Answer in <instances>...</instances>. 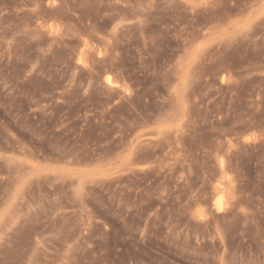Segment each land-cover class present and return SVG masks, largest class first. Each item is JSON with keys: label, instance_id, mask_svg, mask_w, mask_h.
<instances>
[{"label": "rangeland", "instance_id": "1", "mask_svg": "<svg viewBox=\"0 0 264 264\" xmlns=\"http://www.w3.org/2000/svg\"><path fill=\"white\" fill-rule=\"evenodd\" d=\"M0 264H264V0H0Z\"/></svg>", "mask_w": 264, "mask_h": 264}]
</instances>
